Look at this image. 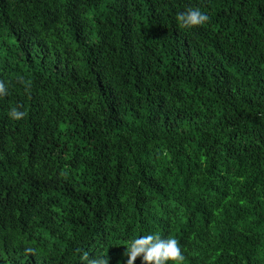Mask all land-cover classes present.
<instances>
[{
	"label": "trees",
	"instance_id": "obj_1",
	"mask_svg": "<svg viewBox=\"0 0 264 264\" xmlns=\"http://www.w3.org/2000/svg\"><path fill=\"white\" fill-rule=\"evenodd\" d=\"M0 86V264H264V0H0Z\"/></svg>",
	"mask_w": 264,
	"mask_h": 264
},
{
	"label": "clouds",
	"instance_id": "obj_2",
	"mask_svg": "<svg viewBox=\"0 0 264 264\" xmlns=\"http://www.w3.org/2000/svg\"><path fill=\"white\" fill-rule=\"evenodd\" d=\"M176 21L180 28L190 30L205 25L208 16L199 8L189 7L177 14ZM0 93H3L2 86H0ZM23 115L24 113L16 107L11 108L9 111V116L12 119L18 120ZM125 243V264H134L138 257L141 264H182L184 260L179 242L170 235L162 236L159 233L147 232L133 236ZM80 259L84 264H108V257L100 254L89 258L87 253H83Z\"/></svg>",
	"mask_w": 264,
	"mask_h": 264
}]
</instances>
